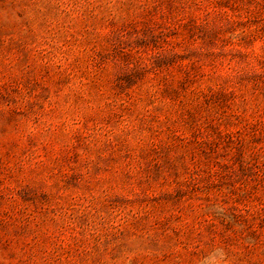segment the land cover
Here are the masks:
<instances>
[{
    "label": "rangeland",
    "instance_id": "obj_1",
    "mask_svg": "<svg viewBox=\"0 0 264 264\" xmlns=\"http://www.w3.org/2000/svg\"><path fill=\"white\" fill-rule=\"evenodd\" d=\"M0 264H264V0H0Z\"/></svg>",
    "mask_w": 264,
    "mask_h": 264
}]
</instances>
